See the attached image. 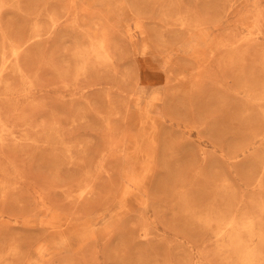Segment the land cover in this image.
<instances>
[{"label":"rangeland","instance_id":"374dc122","mask_svg":"<svg viewBox=\"0 0 264 264\" xmlns=\"http://www.w3.org/2000/svg\"><path fill=\"white\" fill-rule=\"evenodd\" d=\"M0 119V264H264V0H0Z\"/></svg>","mask_w":264,"mask_h":264},{"label":"bare ground","instance_id":"6f19581e","mask_svg":"<svg viewBox=\"0 0 264 264\" xmlns=\"http://www.w3.org/2000/svg\"><path fill=\"white\" fill-rule=\"evenodd\" d=\"M200 68H201V67H200ZM200 68H199V69H200ZM0 120H1V119H0ZM0 126H1V125H0ZM43 207H44V206H43ZM220 233L222 234V232H220Z\"/></svg>","mask_w":264,"mask_h":264}]
</instances>
